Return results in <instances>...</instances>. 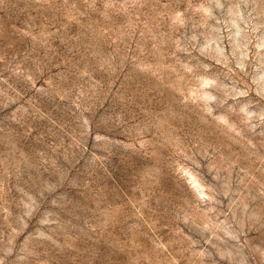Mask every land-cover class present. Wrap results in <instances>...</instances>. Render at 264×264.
Wrapping results in <instances>:
<instances>
[{
    "label": "rangeland",
    "instance_id": "1",
    "mask_svg": "<svg viewBox=\"0 0 264 264\" xmlns=\"http://www.w3.org/2000/svg\"><path fill=\"white\" fill-rule=\"evenodd\" d=\"M0 264H264V0H0Z\"/></svg>",
    "mask_w": 264,
    "mask_h": 264
}]
</instances>
